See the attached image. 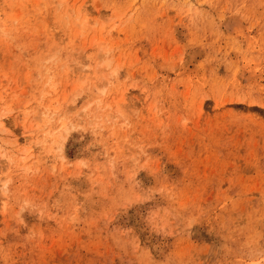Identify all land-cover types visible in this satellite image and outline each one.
Segmentation results:
<instances>
[{
    "label": "rangeland",
    "instance_id": "1",
    "mask_svg": "<svg viewBox=\"0 0 264 264\" xmlns=\"http://www.w3.org/2000/svg\"><path fill=\"white\" fill-rule=\"evenodd\" d=\"M0 121V264H264V0H0Z\"/></svg>",
    "mask_w": 264,
    "mask_h": 264
},
{
    "label": "bare ground",
    "instance_id": "2",
    "mask_svg": "<svg viewBox=\"0 0 264 264\" xmlns=\"http://www.w3.org/2000/svg\"><path fill=\"white\" fill-rule=\"evenodd\" d=\"M1 122V121H0ZM64 128V127H63ZM49 135V134H48ZM53 136V135H52ZM55 136V135H54ZM44 142V141H43Z\"/></svg>",
    "mask_w": 264,
    "mask_h": 264
}]
</instances>
